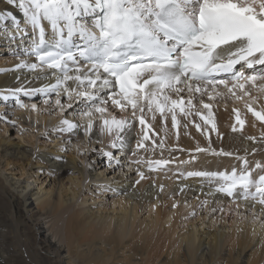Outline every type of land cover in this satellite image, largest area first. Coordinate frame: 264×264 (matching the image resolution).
Wrapping results in <instances>:
<instances>
[{
  "label": "bare ground",
  "instance_id": "bare-ground-1",
  "mask_svg": "<svg viewBox=\"0 0 264 264\" xmlns=\"http://www.w3.org/2000/svg\"><path fill=\"white\" fill-rule=\"evenodd\" d=\"M18 2L19 0L16 4L9 5L6 0H0V12H11L20 28H24V16L17 6ZM42 24L50 37V26L46 21H43ZM32 39L31 26H28L27 31L21 34L17 31L11 17L5 15V18L0 19V55H2L0 56V110L6 108V102L12 104L10 101L15 97L11 95L12 90L23 87L31 91L56 82L55 70L46 67L38 70L16 68L20 60L37 63L34 56L22 54L28 51ZM236 68L237 71H243L246 76L254 74L252 70L247 71L240 66ZM262 72H264V66H256L255 74ZM219 76L218 80H224L229 87L235 83H244L243 79L233 81L228 78L227 74ZM263 77L259 75L256 83L258 84L259 79H264ZM248 84H245V87ZM67 86L76 88V85L71 81L67 82ZM259 87L264 89V85ZM224 88L223 84L215 89L208 87L205 90L202 88L201 92H189L185 88L180 94L186 93L190 96L193 94L198 97V95L203 96L207 92L212 97L213 104L209 105H212L213 108L204 106L210 110L207 111V117L203 116L206 114V110L198 109V113H203L200 116L209 118L210 115V118L215 119L220 117L221 120L225 119L223 121L226 124H222L229 126L231 118L235 114H241L246 120L245 129L250 130L253 134L259 133L264 123H260L253 112L249 111L248 105H251L254 111H257V107L264 106V92L256 93L257 90H253V93L257 94V96L254 95L257 99L251 97L250 94L247 101H241V103L239 101L241 98L237 99L238 102L228 98L227 94L230 92ZM76 90L80 91L81 89ZM60 91L61 95L57 96L55 93L50 101L54 102L64 96L69 97L62 90ZM105 93L106 104L99 105L106 109L103 113L97 112L96 109H90L88 112L87 109L86 116L90 118L86 127L88 132L84 137L78 130L81 128L80 118L76 119L75 116H72L68 119H58L55 117L47 126L46 116L45 114L40 115L36 103H34L36 124L31 122L34 117L32 110L29 112L31 119L29 123L27 122L28 111L23 114L16 109L15 114L21 118L20 121L29 125V129L40 131L43 136L50 133L56 142L61 141L59 145L64 142L71 144L83 142V145L86 146L96 144L100 150H104L106 153H111L115 149L117 157L127 159V162L130 163L129 169L142 165L144 169L140 168L144 171L143 173L141 170L144 178L141 179L140 173L135 177L129 173H118L116 177H107L104 171H97V165L95 167L82 165L74 155L60 156L61 151L57 149L41 152L36 150L34 141L30 146H26L18 140L13 142L0 133V264H136L135 260L138 261L137 264H264V226L257 218L250 217V215H264L261 213L262 206L258 203L253 206V201L245 202L235 194L229 197L215 191L217 185L221 183L217 177L215 179L213 176L203 175V178H198L192 175L193 178H186L187 173H198L202 171L203 166L206 167L203 168L204 173H231L233 169L240 172L242 168L246 167L253 170L252 178L257 179L259 175H264V151L249 155L246 154L249 153L248 151L242 150L246 147L253 148L252 142L255 143V140L253 138L247 140L242 137L236 144V149L239 151H235L236 154L249 155L246 165L244 161H233L235 157L228 159L227 156V159L232 162L228 163L223 160L224 162L222 161L219 166L221 168L215 169L212 165H217L215 164L217 161L215 158L207 157L208 154L207 156L198 154L197 163L187 162L188 160L185 159V161L184 157H177V160L167 164L176 168L184 163L186 170L182 175L184 177L174 176L175 169L166 167L172 171L171 175L166 179L163 178V181L160 182L162 180L160 170L157 174L152 172L155 174L151 175L147 171L149 165H155V163H147L149 157L154 162L153 158L166 159L170 155L167 150L163 151L159 145L151 143L147 137L154 131L159 121V111L155 108L151 112L147 111L146 116L143 117L145 124L142 125L138 117L136 119L124 113L125 109L122 110L119 106H114L112 101L114 98L119 99L118 96L108 91ZM170 93V101H180L179 96L181 95L174 92L168 94ZM4 95L9 96L8 101L3 100ZM41 95L47 96L45 99L39 100L42 106L50 108L48 105L49 93L36 92L34 95L27 96L21 92L18 97H25L24 101L22 100L23 104L29 101L33 102L35 97H41ZM74 98H76L75 93L70 99ZM70 99L69 101H71ZM69 101L66 102L67 105L70 103ZM183 105L185 104L183 103ZM192 105L193 103L190 106L192 107ZM62 106L63 104L58 105L57 112L62 110ZM191 107L189 110L187 109L186 113L184 112L186 110L183 111L184 113L182 112L184 120L180 117L181 121L198 122L197 110L192 111ZM114 108L117 110L113 111ZM96 115H101L98 119L99 122L91 120V116L95 118ZM113 117L117 120H127L129 123L122 131L115 127L109 131L104 120H111ZM40 118L42 124L37 123ZM62 120H68L76 124L77 127L70 132H61L58 129ZM90 123L92 125L91 132L88 127ZM99 128L102 138L96 136ZM118 131L122 140H117ZM205 133L208 134L207 131L200 134L196 131L192 132L198 139L204 141L209 138L207 135L205 136ZM87 134H90L88 140L86 139ZM129 134H134V137L132 136L134 139L126 145L127 140L125 141V139H128L127 135L129 136ZM206 137L208 138L205 139ZM249 138L251 137L249 136ZM242 141L243 144H241ZM260 141L264 142V138ZM113 142L117 144V147H112ZM206 142L208 143V141ZM141 144L143 146L139 147L138 145ZM40 147L38 146L37 149ZM226 149L232 150L231 148ZM230 150L228 152H231ZM79 152L80 148L77 154ZM233 152L227 154L236 155ZM96 158H98L97 154ZM238 158L240 159V157ZM257 164L260 165L259 168ZM10 165L11 167H9ZM26 166H29V169L34 168V171L26 170ZM87 170L86 173L89 176H86L84 182V192H88L83 194L84 197L81 195L78 198L81 189L77 190V187L82 183ZM34 173L35 176L32 177ZM38 174L39 177L42 174L44 176L39 178ZM49 175L51 177L50 186L48 183L44 186ZM64 175H67L66 182ZM31 178L33 182L29 181ZM33 183H35V187L32 185ZM54 183H57L58 186L56 190L51 187ZM94 191L102 194L109 191L118 197L113 199L112 205L106 208V205L98 204L96 198H93ZM192 196L195 198L191 199ZM200 204H203L205 208H201ZM200 209H205V214L207 213L204 215L205 218L216 211H219V217H211V219L208 217V220L201 217V222L195 223L193 220L189 223L188 214L192 210L196 212ZM195 214L199 217V212ZM44 228L54 239L43 233ZM224 250L228 252V259L222 256ZM249 251L251 256L245 257ZM134 256L137 257L133 258ZM73 259H77L79 262L74 263Z\"/></svg>",
  "mask_w": 264,
  "mask_h": 264
},
{
  "label": "snow or ice",
  "instance_id": "snow-or-ice-1",
  "mask_svg": "<svg viewBox=\"0 0 264 264\" xmlns=\"http://www.w3.org/2000/svg\"><path fill=\"white\" fill-rule=\"evenodd\" d=\"M6 3L13 5L17 0ZM17 6L24 16V28L11 12H0V19L11 17L21 34L31 26V46L22 54L35 56L37 63L20 60L16 68L46 67L55 70L56 80L31 91L23 87L12 90L20 107H24L18 98L21 92L27 96L55 92L59 96L62 90L70 98L75 93L77 98L93 104H106L101 94L108 91L119 97L113 99L114 105L122 110L131 106L134 116L137 110L141 113L140 124H145V108L149 112L155 108L161 114L167 108L173 112L175 126L174 109L180 107L183 98L170 101L167 93L179 94L185 88L201 92L202 88L215 89L221 84L230 92L236 87L244 89L247 83L255 85L259 77L256 66H264V0H19ZM43 21L51 28L50 37ZM237 66L254 74L246 76L236 71ZM220 74L231 75L233 81L243 79L244 83L229 87L217 79ZM68 81L76 88H69ZM3 100L8 101L9 96L4 95ZM56 103L59 105L60 100ZM248 109L264 121V114L254 111L251 105ZM105 110L96 107L97 112ZM128 123L114 117L104 120L109 131L113 127L122 131ZM60 125L61 132L77 127L68 120H62ZM88 127L90 130L91 123ZM122 139L118 131L117 140ZM112 147L117 144L113 142ZM160 163L163 162H157ZM252 171L244 167L239 173L233 169L231 173L189 175L219 177L221 183L215 191L229 197L238 195L245 202L251 200L253 206L258 203L264 214V175L253 179ZM140 177L143 179L144 174L140 173ZM254 218L264 226V215Z\"/></svg>",
  "mask_w": 264,
  "mask_h": 264
},
{
  "label": "rangeland",
  "instance_id": "rangeland-1",
  "mask_svg": "<svg viewBox=\"0 0 264 264\" xmlns=\"http://www.w3.org/2000/svg\"><path fill=\"white\" fill-rule=\"evenodd\" d=\"M0 56H2V55H0ZM244 68L247 69L246 67H244ZM248 70H250V69H247V71ZM257 74H259V73H257ZM261 74H262V76H261ZM259 75H260V77H263L264 72L260 73ZM219 78H220V76L217 77V79H219ZM258 81L260 82V83L258 82L259 85L257 83H255V85L249 83L248 85H246L244 90H241L239 88V91H238V88L237 89L234 88L233 92L235 94H233V92H230L228 90V88H224V89H227V91L230 92L227 94L228 98L234 99L236 102H238L237 99L241 98V100H239L240 102L241 101L246 102L248 96L252 95L251 97H254L255 99H257L255 97V96H257L256 93H263L264 92L263 91L264 89H261L262 87H259V86L264 85V79L261 78V80L259 79ZM246 89H247V91H246ZM253 90L254 91L257 90L256 93H253ZM236 91H237V93H236ZM245 92H248V95H245ZM49 94L50 95H49V99H48V105L50 106V108L49 107L47 108L46 106L43 107L42 103L39 101L41 99H45V97H47L46 95H41V97H35L33 102L29 101V102L23 103L24 107H20L17 105V103L15 101L17 99V97H14V99L10 101V102H12V104H8L6 102L5 103L6 108L4 107V109L0 110V113L2 112V114L0 116H4V117L6 116V119H0V133L2 135H4L5 137L10 138L13 142H16L18 140L26 146H30L31 143H33V141H34L36 150L41 151V152H47L48 149L49 150L57 149L58 151L59 150L61 151L59 153L60 156H64V157L66 156L67 157L68 155H72V156L74 155L76 157V159L82 165H87V166L91 165L93 167H95L97 165L96 166L97 171L98 172L104 171V174L107 177H112V176L116 177L118 173H129V174H131L132 177H135L138 175V173H141V170L144 169L142 165L140 166L142 169L140 167H135V166H134L135 168L132 167L131 169H129L130 163L127 162V159L126 160L121 159L120 156L117 157V153L114 152L115 149L112 150V152H111L112 155H111V157H109V156L105 155L106 152H104V150H100L99 146H96V144L86 146V145H83L84 144L83 142H79L77 144H71L70 142L69 143L64 142V143H62V145H59V144H61V141L56 142L54 140V138L51 137L50 133L43 136V134H41L40 131H35V129L32 130L31 128L29 129V125L27 123H23V121H20L21 118L18 116V114H15L16 109H17L16 111H21V112H23V114L25 113V111H28V117H27L28 123L31 120L29 112H31V110H32V114L34 117H33V121H31V122L33 124L34 123L36 124V121H35L36 118H35V114H34V110L36 109V107H35V109H33V107H32L34 105V103H36V106H38V108H39L40 115L45 114V116H46L47 126L50 125L51 121L53 119H55V117H58V119H62V118L68 119L69 117L72 118V116H75L76 119L80 118V120L82 122L79 124L81 126V128H79L78 130H80L82 132V137H84L85 133L88 132L86 127H87V122L89 121V118H90L89 116H86V112L88 110H89L88 112H90V109H96L97 105H101L100 101H97L96 104H93V103L85 100L82 97H80V98L76 97L74 99H70V97L64 96L62 98H59L60 104H63V106H62L63 108H62V110H60V111L58 110V112H57V109L59 108L58 104L56 103L57 100H55L54 102L50 101L55 96V92L49 93ZM104 94H106V93L104 92L101 94L102 99L105 96ZM167 95L169 97H171V93L170 94L167 93ZM179 95H181V94L179 93ZM183 95H184V97H183ZM18 96H19V94H18ZM181 97L183 98V103L185 105H183V103H182L180 105V107H177L174 110V114L176 117L175 126H173V119H172L173 112H170V111H168L167 108H165V111L163 112V114H161V112H158L159 121L157 122L154 131L151 132L147 136L151 143H153L156 146L159 145L160 146L159 148L161 150H163V151L167 150V152L170 154L169 158H166V159H159V158L151 157V158H153V160H155L154 162L152 161V159L150 160V157L148 159L147 163H155V165H149L147 167V171H149V173L151 175V174H155V173L157 174V172L160 170L161 171V172L159 171L161 173L160 177L162 179L160 182L163 181V178L166 179L169 177V175H171L170 172H172V171L166 167H171L172 170L175 169V172H173L174 176H177L179 178L184 177V176H182V175H184L183 172L185 170V166L183 165L184 163H182L181 166L180 165L176 166V168H173V166H169L167 164L169 162L177 160V157L178 158L184 157L183 159L188 160L187 162L197 163L196 161H197L198 154H202V155L206 154L205 156H207V154H208L207 157L215 158L217 161L215 163L217 165H212V166L215 167V169H220L221 167L219 168V166H221V162L223 160L228 161V163H229L230 161L228 159H233L235 157L233 159V161H239V160L240 161H247L249 155H251L255 152H261V151L263 152L264 151V142H261V141L259 142V140H263V138H264V125L261 126L259 133L253 134V133H251L250 130L245 129L246 120L244 119V117H242L241 114H235L233 116V118H231L232 120L230 119L231 123L229 124V126H224L226 123L223 120H225V119L221 120L220 117H219V119L210 118L211 117L210 115H209V118H205V117L200 116L202 112L198 113V109H201L202 111L206 110V114H203V113L202 114H203V116L206 115V117H207V111L209 109H206V108L207 107L213 108L212 105H209V104H213L212 103V97L209 96V93L206 92L205 94H203V96L198 95V97H196V95L193 96V94L190 96V94L182 93V95L179 96V99H181ZM18 98L21 101L20 103L22 104L25 97H21V98L18 97ZM28 98H29V100H31L30 97H28ZM69 99L71 101H69ZM106 99L107 98L104 97V100H106ZM189 100L194 101V102H192L193 103L192 107H194V108H192L188 104ZM68 101L70 103H68V105H67L66 102H68ZM209 101H211V102H209ZM7 104H8V106H7ZM69 104H70V106H69ZM205 105H207L206 108L204 107ZM170 106L171 105L169 102V107ZM209 106H211V107H209ZM128 107L125 108L124 113L129 114L130 116H133L136 119H137V117L139 118L141 116V113L138 110L136 111V115L134 116L133 115V109L130 106H128ZM189 107H191V110L193 109L192 111L197 110L196 111L197 112L196 117L198 119V122L197 121H192V122H184L183 121L184 120L182 118L183 113L184 112L186 113L187 109L188 110L190 109ZM116 110L117 109L114 108L113 111H116ZM184 110H186V111H184ZM256 110L258 112H261V114H264V106L257 107ZM55 111H56V113H55ZM147 111H148L147 108H145V111L143 113V117L146 116ZM13 113H14V115H12ZM100 116L101 115H96L95 118H93V116H91V120H96V122H99L98 119L100 118ZM180 117H181V119H183L182 121H181ZM39 120L40 121H38L37 123L42 124L41 118ZM10 121H14L15 123L14 124L10 123ZM241 121L243 123H241ZM259 122L264 123V121H261V120H259ZM222 123H225V124L223 125ZM195 131L198 132L199 134L202 133L203 131L204 132L207 131V133L209 131L210 132L212 131V132H211V134H210V132L208 134L205 133V136L207 135L209 138L206 137L205 139H207V138L208 139L204 141V140L198 139V137H196L194 134H192V132H195ZM89 132H91V130ZM100 134H101V132H100V128H99L97 130L96 136L102 138V135L100 136ZM89 135L88 134L86 135L87 140H88ZM133 135L134 134H129L130 137L127 135L128 139H125V141L127 140L126 145L131 143V141H133V139H134V138H132ZM249 136L251 138H249ZM242 137H245V139L247 138V140L248 139L251 140L252 138H253V140H255V143L252 142V144H254L253 148H247L246 147L245 149H242L244 151L249 152V153H246V154H249V155H246L247 157L245 155H242L241 153L236 154V152H235V151H237V149H236L237 145L236 144H237V142L240 141V139ZM206 141H208V143ZM204 142H206V143H204ZM241 144H243V141ZM56 145H59V146H56ZM38 146H41V147L39 149H37ZM94 146H96V148H94ZM225 147L231 148L232 150H230V149L227 150ZM79 148H80V152L77 154ZM92 148H93V150H92ZM222 148H223V150H222ZM229 150L231 152H228ZM232 151H234L233 153H235L236 155L227 154V153H232ZM72 152H74V153H72ZM237 152H239V151H237ZM96 154H97L98 158H96ZM161 155H162V153H161ZM227 156H228V159H227ZM237 156L240 157V159ZM158 161L163 162V163L157 164L156 162H158ZM208 164H213V163H208ZM157 165H158V167H157ZM209 166H211V165H209ZM9 167H11V165ZM28 167L29 166H26V170L34 171V168L29 169ZM203 168H206V167L202 166V171H200L199 173H204ZM127 170H129V171H127ZM8 171L10 172V169H8ZM86 172H88V170L85 171V173H84V178L82 179V181H81L82 183L80 184L82 186L79 185L80 187L79 186H78L79 188L77 187V190L81 189L79 191L78 196H77L78 198L81 195H83L84 193L88 192V191L84 192V182L86 181V176H89V175H87L88 173H86ZM142 172L144 173L143 170H142ZM152 172H155V173H152ZM185 172H186V170H185ZM92 173H94V171H92ZM237 173H239V172L237 171ZM10 176H11V174L8 177L10 178ZM33 176H35V173L32 175V177ZM43 176H44V174H42L39 177V174H38L39 178H41ZM163 176H165V177H163ZM193 176L198 177V178H203V175H201V176L193 175ZM193 176L189 175V173L186 174V178H193ZM66 177H67V175H64V181L65 182L67 179ZM50 178H51L50 175H49V177H47V179L44 178V179H46L44 186L47 183L49 184L48 186H50ZM217 178H219V177H217ZM215 179H216V177H215ZM215 179L213 180L214 182H215ZM32 180L33 179L31 178V180H29V181H32ZM35 183L32 184L34 187L36 186V185H34ZM51 187H53L54 190H56L58 187L57 183L56 184L54 183V185L53 186L51 185ZM26 192H27V190H26ZM84 195H83V197H84ZM117 197H118L117 195H115L113 192H109V191H105L104 194H102L101 192H96V191H94V193H93V198H96L98 204L103 203L102 205H106V208H108L110 205H112L111 204L112 200L117 198ZM193 197L194 196H192L191 199H193ZM91 201H89V202H91ZM200 205H201V208H205L203 206V204H200ZM34 210H37V208H34ZM240 211L242 212V210H240ZM197 212H199V217L197 214H195ZM205 212H206L205 209H203V210L200 209V210H197L196 212H194V210H192V212H190V214H188L187 220H189V223L192 222L193 220L195 221V223H198V221L201 222L202 219H200V218L201 217L203 218L204 215L207 214V213L205 214ZM218 215H219V211H216L211 215L210 214L207 215L206 218L204 217V220H206V219L208 220V217L210 219H211V217H219ZM254 216L250 215V217H254ZM239 218H240V215H239ZM257 220L261 222L260 219H257ZM43 233L47 234L48 237L54 239V237H52V235L49 233V231L46 230V228H44ZM222 256L225 257L226 259H228L227 258L228 257L227 250L223 251ZM249 256H251L250 251L246 253L245 257L249 258ZM136 257L137 256H134L133 258H136ZM72 261L74 263L79 262V260H77V259H73ZM220 261H222V260H220ZM134 262L137 264L138 261L135 260Z\"/></svg>",
  "mask_w": 264,
  "mask_h": 264
}]
</instances>
